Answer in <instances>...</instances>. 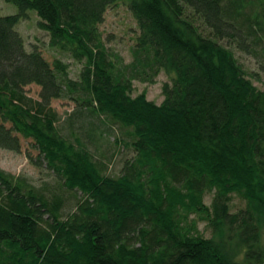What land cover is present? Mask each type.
<instances>
[{
    "label": "trees",
    "instance_id": "1",
    "mask_svg": "<svg viewBox=\"0 0 264 264\" xmlns=\"http://www.w3.org/2000/svg\"><path fill=\"white\" fill-rule=\"evenodd\" d=\"M9 1L19 11L0 15V147L29 139L59 183L0 167V264H264V87L236 56L264 70V0H128L140 29L129 62L100 28L119 0ZM30 10L82 64L77 78L27 49L17 25ZM161 72V103L133 95ZM61 98L74 103L68 133ZM85 117L90 140L109 122L131 149L118 175L75 128ZM234 196L245 206L233 210Z\"/></svg>",
    "mask_w": 264,
    "mask_h": 264
},
{
    "label": "rangeland",
    "instance_id": "2",
    "mask_svg": "<svg viewBox=\"0 0 264 264\" xmlns=\"http://www.w3.org/2000/svg\"><path fill=\"white\" fill-rule=\"evenodd\" d=\"M18 11L19 7L14 2L0 0V15L14 14ZM38 21V14L35 11L30 10L28 16L22 19L17 25L18 30L26 41L27 49L29 50L32 49L33 46H37L42 50L44 56L51 62L54 61L55 58L63 59L69 63L70 75L73 78H77L82 68V64L71 58L68 54L62 53L59 49L52 47L49 44V33L39 27ZM100 28L104 37L108 39L109 46L121 53L126 62L131 61V48L136 42V37L139 34L140 29L136 18L128 6V0H119L116 4L110 6ZM236 53L239 62L248 72L257 73L256 77L254 76L252 79L256 85L263 88L264 70L261 69L258 60L251 54L239 51ZM166 81L171 82V77L165 72H161L157 77L156 82L152 84L136 80L134 81L135 88L133 95L145 91L149 99L161 103L164 99L163 84ZM26 89L30 95L37 97L40 87L31 84L28 85ZM52 104L60 112L62 117L60 124L68 133V125L70 122L69 115L74 109V103L67 98H61L54 99ZM88 121L89 118L86 117L80 119V121L77 122L78 126L76 125L75 128L86 138L91 149L95 151L98 158L106 163V173L109 175H118L125 160L132 156L131 149L122 144V142H115V139L121 136L120 130L116 126H111L109 122L102 123L98 121L99 126H93V128H96L95 136L97 139L90 140V137L86 136V133L83 132L92 128ZM37 156L38 150L33 148L29 139L22 137V150L20 152L0 147V167L15 175H24L37 185H42L47 181L50 185L57 188L58 185L56 183L59 182L57 181L56 176L45 166L39 167L33 163L32 158ZM66 194L68 199L69 196L73 195L71 192ZM211 198V195H207L206 203L210 204ZM76 200L75 196L70 197L69 206H73ZM232 204L233 210L245 206V202L237 196H234ZM199 229L205 236L212 235V229L205 221H199Z\"/></svg>",
    "mask_w": 264,
    "mask_h": 264
}]
</instances>
